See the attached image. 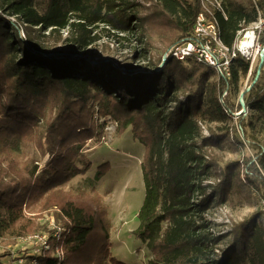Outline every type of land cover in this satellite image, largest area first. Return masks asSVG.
Listing matches in <instances>:
<instances>
[{
    "label": "trees",
    "instance_id": "1",
    "mask_svg": "<svg viewBox=\"0 0 264 264\" xmlns=\"http://www.w3.org/2000/svg\"><path fill=\"white\" fill-rule=\"evenodd\" d=\"M223 4L220 29L230 46L257 10L252 0ZM257 4L264 12V0ZM200 11V0H0V240L11 248L0 251V264H19L12 248L45 233L47 212L62 228L60 241L50 232L44 247L28 252L21 245L15 251L24 264H126L111 252L103 198L65 189L93 167L86 146L102 137L108 121L117 123L119 135L131 129L145 149V196L132 233L148 243L152 258L145 264H264V145L248 114L233 117L242 110L233 93L249 63L235 59L227 80L196 59L163 60L190 38ZM160 32L167 35L159 36L162 54L140 72L125 62L122 70L112 65L115 55L111 61L92 56L97 62L90 63L58 56L51 45L63 42L75 53L94 47L102 34L124 46L138 33L150 55ZM259 64L243 99L264 119ZM228 153L241 157L226 161ZM111 168L102 163L97 178ZM253 201L259 208L249 218L214 231L212 210ZM7 257L10 263L3 262Z\"/></svg>",
    "mask_w": 264,
    "mask_h": 264
},
{
    "label": "rangeland",
    "instance_id": "2",
    "mask_svg": "<svg viewBox=\"0 0 264 264\" xmlns=\"http://www.w3.org/2000/svg\"><path fill=\"white\" fill-rule=\"evenodd\" d=\"M184 14V8H182V11L179 10V18H183ZM102 27L103 26H100L96 32L100 33ZM20 30L22 34H26V29ZM62 34L64 38L67 37L66 31H63ZM120 35L127 36L125 34ZM159 36L163 39L167 35L164 32H160L156 38L151 39L152 47L150 55L143 53V43L140 42L141 37L138 33L129 35V37L127 36L129 40L124 43V46L120 45L115 38L107 37L106 34H102L100 40L95 43L94 47H89L86 50L75 53L63 42L51 45L53 52L58 56L62 54L65 57H71V59L88 58L90 63L97 62V58H92V56H102L104 59L111 61L115 55L117 59L114 58L112 65L122 70L124 67L120 62H125L133 66L134 71L140 72L142 66L152 62L154 58L162 54L164 45ZM91 50L93 54L90 52ZM69 53L70 56L68 55ZM164 54H166V52ZM45 56L49 57L50 55L47 54ZM245 84L246 76H241L239 85L233 93V99L236 100V102ZM248 115L251 117L253 124L251 131L264 145V119L259 118V114L256 110H249ZM144 150V146L134 140L131 129H128L125 134L119 135L117 132V123L108 121L105 125L102 137L89 141L86 146V152L93 162V167L85 176L74 178L65 187L66 190H71L73 192L81 190L96 192L103 198L104 203L108 207L109 216L112 221L111 252L117 259H120L126 264H145L152 258L148 243L142 242V240L137 239L132 234L139 226L137 214L145 196V186L141 167ZM252 154L253 151H247V155ZM240 157L241 155L239 153H228L225 160H233ZM105 162H109L112 168L106 176L98 179L96 171L98 167ZM258 208L259 206L253 201L244 206L228 205L227 207L212 210L211 219L215 224L214 231H229L234 224L249 218ZM260 209H262V205ZM26 211L29 213L33 211V208L28 207ZM45 215V220L51 216L54 217L52 212H47ZM39 220H41V218H39ZM45 220H41L46 223V231L44 232H49V224ZM228 241L229 238H225L221 241L220 248H225ZM20 242L18 244L19 246L12 248V252H14L15 255L22 254L21 252L17 253V251H15L17 248H21V245H25V251L27 250L28 252L34 251V247L40 246V244H35L33 241L25 243L21 240ZM10 249L8 245L5 246L4 244H0L1 252ZM11 259V257L4 258L3 262L10 263Z\"/></svg>",
    "mask_w": 264,
    "mask_h": 264
},
{
    "label": "built area",
    "instance_id": "3",
    "mask_svg": "<svg viewBox=\"0 0 264 264\" xmlns=\"http://www.w3.org/2000/svg\"><path fill=\"white\" fill-rule=\"evenodd\" d=\"M257 10V18L246 27L237 31L234 43L227 45L224 43L220 29L221 16L227 18L223 0H200L201 11L196 16L190 38L168 50L164 55V61L172 58L186 62L189 58L196 59L199 63L205 64L215 70L218 76L225 79L232 78V66L235 59L242 58L249 63L246 75V84L240 93L236 105H241L242 110L233 115L237 122L241 115L249 113L245 106L243 92L248 90L249 80L257 61H264V12L259 8L257 0H252ZM50 231L42 234L30 235L22 241L25 243L33 241L41 247L48 245L49 233L60 241L62 228L53 216L46 218ZM1 244V240H0ZM58 257L63 256L61 249H56ZM24 254L15 255L19 264L24 263Z\"/></svg>",
    "mask_w": 264,
    "mask_h": 264
},
{
    "label": "water",
    "instance_id": "4",
    "mask_svg": "<svg viewBox=\"0 0 264 264\" xmlns=\"http://www.w3.org/2000/svg\"><path fill=\"white\" fill-rule=\"evenodd\" d=\"M163 59H164V57H163ZM263 64H264L263 59H260V64H259V67H258L259 72H260V70H261ZM243 95H244V92H243L242 96H243Z\"/></svg>",
    "mask_w": 264,
    "mask_h": 264
}]
</instances>
